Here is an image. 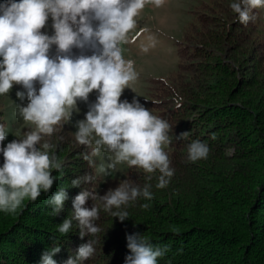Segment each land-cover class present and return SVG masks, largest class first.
Returning a JSON list of instances; mask_svg holds the SVG:
<instances>
[{
	"label": "trees",
	"instance_id": "16d2710c",
	"mask_svg": "<svg viewBox=\"0 0 264 264\" xmlns=\"http://www.w3.org/2000/svg\"><path fill=\"white\" fill-rule=\"evenodd\" d=\"M232 2L202 1L196 8L178 41L176 85L152 78L166 82L150 91L149 102L172 126V143L165 148L174 169L168 187H155L158 172L147 181L148 174L135 167H128L121 179L102 181L81 156L88 149L58 126L51 141L65 161L64 175L53 171L58 178L50 191L35 202L26 200L19 214L0 212V264H40L42 253L57 243L61 251L54 259L63 264L91 238H80L76 222L67 235L57 231L73 211L74 197L85 187L103 195L125 179L141 187L151 183L154 199H138L127 208L130 217L123 222L101 209L97 250L83 264H124L129 254L126 236L133 233L170 246L158 264H264V19L258 8L253 10L254 22L240 24L229 7ZM0 124H5L2 108ZM184 131L188 138L177 140ZM197 139L211 151L206 160L191 162L187 145ZM229 148L234 149L230 156L225 154ZM3 162L0 153V166ZM86 173L96 177L91 184L71 186ZM61 187L68 199L62 212L51 216L46 201ZM144 203L150 208H141ZM92 204L89 199L85 206ZM170 226L180 233L171 232Z\"/></svg>",
	"mask_w": 264,
	"mask_h": 264
},
{
	"label": "clouds",
	"instance_id": "9594fccd",
	"mask_svg": "<svg viewBox=\"0 0 264 264\" xmlns=\"http://www.w3.org/2000/svg\"><path fill=\"white\" fill-rule=\"evenodd\" d=\"M166 0H5L0 4V96L9 93L13 84L22 85L26 91H17V98L26 106L17 105L16 113L29 130L22 137L0 146L4 162L0 166V212L17 215L24 202H35L41 193H47L58 178L53 171L64 175L65 161L56 153L57 145L51 138L57 127L70 120L77 109V101H88L89 94L98 92L94 103L89 105L85 118L77 122L75 141L88 151L81 153L89 168L97 175L111 176L119 166L142 169L146 180L156 176L157 189L167 188L174 169L165 148L172 143L169 133L172 126L152 111L145 108L135 97L131 102L121 100L125 88L138 79L133 60L123 57L121 45L128 42V34L136 27L140 12L146 4L159 8ZM242 25L254 22L253 10L264 8V0H234L229 5ZM51 16L54 34L41 32ZM93 21H97L93 26ZM52 45L58 55L50 58ZM99 50L91 56L67 55L73 47L86 46ZM147 51V48L144 49ZM38 82L37 91L34 86ZM8 131L0 124V145L6 140ZM188 131L176 135L185 140ZM211 138L216 139L213 133ZM208 143L199 139L187 145V156L191 162L206 160L210 154ZM234 149H227L232 155ZM103 154V155H102ZM105 156L107 163L104 162ZM96 158H101L97 164ZM95 176L86 173L71 181L72 187L88 185ZM151 183L143 187L129 179L117 187L109 188L103 195L83 188L72 200L73 211L57 225L61 236L67 235L73 222L79 236L91 238L78 246L63 264H83L96 253L98 234L102 229L96 221L101 209L111 217L123 222L130 217L127 208L138 199L151 201L154 194ZM68 199L61 187L46 201L51 211L58 216ZM91 199L92 206L86 207ZM99 202V205L96 203ZM143 209L150 204L140 205ZM170 231L179 234L180 229L170 226ZM129 254L124 264H158V260L170 251L169 245L153 244L139 233L126 236ZM61 247L46 250L40 264H57L54 257ZM182 253L183 249L178 250Z\"/></svg>",
	"mask_w": 264,
	"mask_h": 264
},
{
	"label": "rangeland",
	"instance_id": "374dc122",
	"mask_svg": "<svg viewBox=\"0 0 264 264\" xmlns=\"http://www.w3.org/2000/svg\"><path fill=\"white\" fill-rule=\"evenodd\" d=\"M202 1H206L208 4L214 3V0H166L165 4L159 8L151 3L145 5L136 18V27L128 34V42L121 45L124 59L133 60L135 69L138 72L136 82L130 86L131 88L124 89L121 96L122 101L126 99L131 102L135 97L145 108L151 110L153 115L158 116L157 111L151 107L149 102L150 91L157 89L162 83L165 85L166 82L176 85V80L175 82L173 80L177 74H180L176 69L179 61L178 41L183 38L185 30L194 18V11L200 6ZM259 13L264 19V8H259ZM92 23L95 27L98 22L93 21ZM52 24L53 21L51 16H49L41 32L49 36L53 35ZM262 28L264 29V25H262ZM145 48H147V51H144ZM98 50L99 46L93 48L89 45L83 49L73 47L67 55L72 58L80 55L91 56ZM57 55V48L52 45L49 50V56L50 58H55ZM152 78H164L166 82H152ZM34 86L38 91L39 83L36 82ZM17 91L26 90L22 85L13 84L8 94L0 96V108L5 112L4 125L8 131L7 138L3 142L4 146L12 140L21 138L23 132L29 130V126L25 125L23 120L15 115L17 105L26 106L28 103L27 98L23 102L17 98ZM97 95L98 92L94 90L89 94L87 102L78 100L77 109L72 112L70 120L66 123L62 122L63 126L59 128H63L66 133L74 134L77 131V122L85 118L89 105L95 102ZM76 145L79 144L77 143ZM100 162L101 158H98V164ZM104 162L107 163L106 156ZM127 169L128 166L125 164L119 166V170L111 176L99 175L102 181L117 180L126 175Z\"/></svg>",
	"mask_w": 264,
	"mask_h": 264
}]
</instances>
